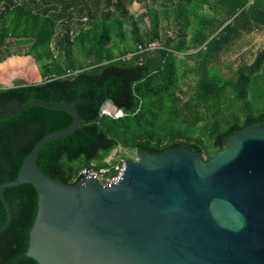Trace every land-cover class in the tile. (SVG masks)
Segmentation results:
<instances>
[{
    "label": "trees",
    "instance_id": "1",
    "mask_svg": "<svg viewBox=\"0 0 264 264\" xmlns=\"http://www.w3.org/2000/svg\"><path fill=\"white\" fill-rule=\"evenodd\" d=\"M134 4L145 12L133 13ZM259 30L264 0H0V116L32 101L76 106L80 128L39 156L44 174L65 184L81 181L83 169L109 168L118 147L152 155L191 147L208 161L231 134L264 124V49L230 78L219 67L225 52ZM12 41L28 51L11 53ZM16 79L27 85L14 87ZM106 103L124 116H102ZM73 121L39 106L1 120L0 187L17 180L43 138ZM5 197L12 220L0 233V264H39L28 256L36 188H8ZM6 220L0 198V229Z\"/></svg>",
    "mask_w": 264,
    "mask_h": 264
},
{
    "label": "water",
    "instance_id": "2",
    "mask_svg": "<svg viewBox=\"0 0 264 264\" xmlns=\"http://www.w3.org/2000/svg\"><path fill=\"white\" fill-rule=\"evenodd\" d=\"M27 85L18 79L14 87ZM72 114L71 127L43 138L14 182L38 192L28 256L39 264H264V124L231 134L208 161L191 147L152 155L136 150L123 179L109 187L97 178L65 184L44 174L42 150L80 128L75 105L32 101L31 107Z\"/></svg>",
    "mask_w": 264,
    "mask_h": 264
},
{
    "label": "rangeland",
    "instance_id": "3",
    "mask_svg": "<svg viewBox=\"0 0 264 264\" xmlns=\"http://www.w3.org/2000/svg\"><path fill=\"white\" fill-rule=\"evenodd\" d=\"M132 12L136 14H141L145 12V9L142 8L139 4H134L132 7ZM147 21L149 19L147 18ZM161 28H165L167 30L166 34L171 37H176V29L171 28L170 20L163 19L161 22ZM155 45L159 46L160 42H154ZM27 45V44H26ZM23 44H18L16 41H12V45L10 47L11 53H24L28 51L29 46ZM264 49V30H259L254 32L253 34L246 35L238 42L234 44V46L227 52H225L220 60L219 67L221 68L222 75L225 78H230L233 76L232 72L236 71L240 65L243 64H252L257 54ZM180 57L183 54H179ZM232 70V71H231ZM5 87V85H3ZM187 87H195L194 82H190ZM262 88V87H260ZM229 98H232L230 95ZM238 102H229L227 106L233 107L231 111L238 108ZM228 115V114H227ZM111 159L108 160H117L118 158H123L126 161L128 159H136V151H130L123 147H118L110 156Z\"/></svg>",
    "mask_w": 264,
    "mask_h": 264
},
{
    "label": "built area",
    "instance_id": "4",
    "mask_svg": "<svg viewBox=\"0 0 264 264\" xmlns=\"http://www.w3.org/2000/svg\"><path fill=\"white\" fill-rule=\"evenodd\" d=\"M159 46L155 45L154 43L150 44L148 49L154 50L157 49ZM140 51L143 52V48L140 47ZM132 55H129L127 59H130ZM102 116H108L112 118H121L124 116L122 110L118 109L111 103H106L101 110ZM111 159L110 157L107 158L105 161L109 164V168H103L99 171L95 170L94 168L91 169H83L79 175L82 179H93L97 178L99 183L103 186L109 187L112 185L118 184L124 177L126 171V160L123 158H118L117 160H108Z\"/></svg>",
    "mask_w": 264,
    "mask_h": 264
},
{
    "label": "crops",
    "instance_id": "5",
    "mask_svg": "<svg viewBox=\"0 0 264 264\" xmlns=\"http://www.w3.org/2000/svg\"><path fill=\"white\" fill-rule=\"evenodd\" d=\"M16 80H18V79H16ZM16 80L13 81V84H14V82H15Z\"/></svg>",
    "mask_w": 264,
    "mask_h": 264
}]
</instances>
